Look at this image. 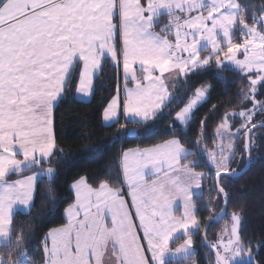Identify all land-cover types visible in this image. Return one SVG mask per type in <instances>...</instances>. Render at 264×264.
<instances>
[{
  "label": "snow or ice",
  "instance_id": "1",
  "mask_svg": "<svg viewBox=\"0 0 264 264\" xmlns=\"http://www.w3.org/2000/svg\"><path fill=\"white\" fill-rule=\"evenodd\" d=\"M229 67L240 80L239 104H221L222 113L213 105L211 136L205 117L191 140L181 132L117 153L113 176L92 183L78 175L64 223L32 251L34 223L17 230L14 211L31 215L42 178L45 202H57L55 166L66 157L56 110L66 99L92 97L110 72L114 94L102 98V119L119 124L113 141L135 138L173 113L170 126L190 125L212 91L197 81L181 107L169 78L187 83ZM258 141L264 0H0V264H264V230L243 233L242 210L211 233ZM201 230L204 259L195 260L193 233ZM178 233L185 238L177 245Z\"/></svg>",
  "mask_w": 264,
  "mask_h": 264
},
{
  "label": "trees",
  "instance_id": "2",
  "mask_svg": "<svg viewBox=\"0 0 264 264\" xmlns=\"http://www.w3.org/2000/svg\"><path fill=\"white\" fill-rule=\"evenodd\" d=\"M252 2L260 4L261 0H252ZM197 81L199 84H211L212 91L196 111L193 123L179 127L170 126L174 117L173 113V116L166 115L158 123L153 124L149 131H142L141 135L135 138L124 137L121 133L113 141V136L119 131V124L105 125L103 122L102 98L106 99L113 95L115 88V81L111 79L110 72L108 78L96 81V92L91 100L80 101L73 93L57 108L58 147L63 148L66 157L55 166L58 169L55 181L57 202L55 204L45 202V181L42 178L31 215L17 213L14 217L17 230L27 229L30 222L34 223L33 235L30 237V247L34 253H39L43 234L48 229L64 223V208L73 202L69 185L75 177L87 175L90 182L95 183L99 178L115 175L119 164L116 154L122 150L150 147L163 138H170L173 134L180 135L181 132H185L187 139L191 140L197 135V122L205 117H207L208 135L211 136L214 133L218 120L217 111L213 110V105H216L218 112L222 113L224 109L219 106L233 101L232 107L228 108L232 111L239 104L237 92L240 80L231 68L219 73L213 68L208 74L199 73L193 76L187 83L181 79L174 92L180 98L178 103L181 107L192 95V92L188 90L190 85L196 84ZM121 122H124L123 119ZM258 145L253 149L249 169L241 176L232 179L231 199L227 204V212L220 222H213L212 234H219L224 226L229 224L230 215L241 210L244 213L243 233L251 234L255 231L258 234L264 230V141H258ZM207 194L205 189L204 196L206 197ZM194 199L199 200V195ZM38 213L42 214L37 216ZM207 215V211L203 208L197 213L198 219L201 220ZM201 235L202 230L193 233V247L197 253L195 260L204 259ZM184 238L177 239L176 244L182 243Z\"/></svg>",
  "mask_w": 264,
  "mask_h": 264
},
{
  "label": "crops",
  "instance_id": "3",
  "mask_svg": "<svg viewBox=\"0 0 264 264\" xmlns=\"http://www.w3.org/2000/svg\"><path fill=\"white\" fill-rule=\"evenodd\" d=\"M167 75V74H166ZM166 83H167V85H168V89H169V92L170 93H173V92H175V89H176V87H177V85H178V82H177V78L175 77V75H173L171 78H169L167 81H166ZM75 96H76V98L78 99V100H80V101H89V100H91V98L92 97H90V98H85V97H82V96H78V95H76L75 94ZM207 99V98H206ZM121 119H123V121H124V118L121 116L120 117V120ZM104 122V121H103ZM104 124L105 125H111L112 123L111 122H108V123H106V122H104ZM184 126V125H183ZM133 149H137V148H131V149H127V150H133ZM142 149V148H141ZM126 151V150H125ZM124 191L125 192H127V187L125 186L124 187ZM126 199H128V200H130V196H126L125 197ZM195 198V197H194ZM178 203H180L179 201H178ZM133 211H134V209H133ZM17 213H25V210L23 209V207H20V206H17V208H16V210L14 211V217H15V215L17 214ZM177 236L180 238V237H184L182 234H180V233H178L177 234ZM178 238V239H179ZM182 243H183V241H182ZM194 248V247H193Z\"/></svg>",
  "mask_w": 264,
  "mask_h": 264
},
{
  "label": "water",
  "instance_id": "4",
  "mask_svg": "<svg viewBox=\"0 0 264 264\" xmlns=\"http://www.w3.org/2000/svg\"><path fill=\"white\" fill-rule=\"evenodd\" d=\"M250 165H251V161L249 162L248 167L245 168V170H244V172H243L242 174H244V173L249 169ZM240 176H241V175H240ZM234 178H237V177H234ZM224 215H225V213H220L218 219H217L215 222H216V223H217V222H220V221L223 219Z\"/></svg>",
  "mask_w": 264,
  "mask_h": 264
},
{
  "label": "rangeland",
  "instance_id": "5",
  "mask_svg": "<svg viewBox=\"0 0 264 264\" xmlns=\"http://www.w3.org/2000/svg\"><path fill=\"white\" fill-rule=\"evenodd\" d=\"M229 68H231V67H229ZM231 69H232V68H231ZM207 97H208V96H207ZM203 102H204V101H201V102H200V105H201Z\"/></svg>",
  "mask_w": 264,
  "mask_h": 264
}]
</instances>
